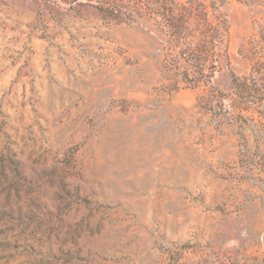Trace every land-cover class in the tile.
<instances>
[{
    "label": "rangeland",
    "instance_id": "obj_1",
    "mask_svg": "<svg viewBox=\"0 0 264 264\" xmlns=\"http://www.w3.org/2000/svg\"><path fill=\"white\" fill-rule=\"evenodd\" d=\"M0 264H264V0H0Z\"/></svg>",
    "mask_w": 264,
    "mask_h": 264
},
{
    "label": "trees",
    "instance_id": "obj_2",
    "mask_svg": "<svg viewBox=\"0 0 264 264\" xmlns=\"http://www.w3.org/2000/svg\"><path fill=\"white\" fill-rule=\"evenodd\" d=\"M63 3H68V0H61ZM112 16L115 18H119L117 14L115 15L113 12L111 13ZM186 24L185 19H181L179 21L173 22L170 24L171 27V37L174 40L175 44H182L184 40H186L190 34L186 31V28L184 27ZM202 36L205 37V33H202ZM191 67L194 69L198 68V64L196 65L195 63L191 64Z\"/></svg>",
    "mask_w": 264,
    "mask_h": 264
}]
</instances>
